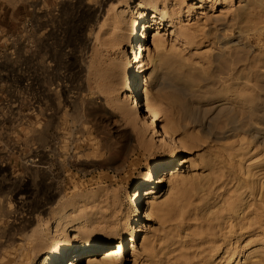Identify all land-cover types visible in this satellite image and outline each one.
I'll use <instances>...</instances> for the list:
<instances>
[{"label":"rangeland","instance_id":"374dc122","mask_svg":"<svg viewBox=\"0 0 264 264\" xmlns=\"http://www.w3.org/2000/svg\"><path fill=\"white\" fill-rule=\"evenodd\" d=\"M2 1L6 29L17 3L29 11L32 42L1 66L28 68L34 89L18 95L25 111L43 98L44 114L0 139V264H54L58 239L108 244L92 264L264 260V0H157L148 10L143 0ZM143 9L147 38L139 28L129 40ZM140 42L138 76L181 160L142 193L146 220L133 233L128 195L153 162L175 156L133 112L128 67Z\"/></svg>","mask_w":264,"mask_h":264},{"label":"bare ground","instance_id":"6f19581e","mask_svg":"<svg viewBox=\"0 0 264 264\" xmlns=\"http://www.w3.org/2000/svg\"><path fill=\"white\" fill-rule=\"evenodd\" d=\"M151 1H157V0H143L140 3L136 4V6L144 7L146 10L149 9L148 3ZM143 9L141 18L138 20H133V22L129 26L130 30V36L129 40L132 39V34L137 33L135 31H138L139 28H141V33L139 36L141 37V41L145 40L147 38V32L149 29V22L146 21L145 19H142V16L147 15V11ZM154 12V11H153ZM137 11H133V14H136ZM155 17V16H154ZM156 47L159 46L157 42H155ZM132 47V45H130ZM137 50L138 52L131 51L133 54V60L130 63L128 67V71H130V88L132 90V103H133V112L136 117L140 116L142 119H147L148 120V126L151 129L152 135H155L160 143L163 144V146H168L166 143L171 144L172 150L175 152L174 158L163 162V161H155L151 164L149 173L147 175L146 180L143 182H140L136 184L133 188L130 194L128 195L127 198V203L134 209L135 212H137L136 217L132 220L134 222L133 226V233H136L138 230L135 228L136 226L140 225L142 222L146 220V212L143 209V206L141 204V199H142V193L147 190L152 188L153 186L157 185L158 182V177L159 175L166 170H171L175 168V166L179 165L180 160H181V150L179 148V145L177 142L173 141L167 134V132L158 126V122L156 120V117L153 114V110L150 108L149 104V88L140 80L139 74L144 73L147 68L143 67L142 69L139 70V65L141 63V59L143 57V48H142V42L137 44ZM253 72H251V75ZM256 72L254 73V79L258 77L255 75ZM248 87L249 90L252 92H255V89L253 87ZM240 101L243 103L242 105H246L247 107H252L255 108L257 105V102L255 100L249 98V97H241ZM44 108L40 109L38 112L42 114ZM144 116V117H143ZM169 147V146H168ZM159 173L158 176L156 174ZM155 196V195H154ZM130 243H134L135 237L130 238ZM108 244H102V243H96V242H90L88 244H83V245H73L69 248H63L61 245L59 239L57 240L56 245L52 249L50 260L54 262V264H73V261H68L69 258H73L75 261L80 260V257L83 254H88V256L85 258L86 264H92L95 261V252L105 249ZM106 258H109L114 254L113 250L105 252ZM107 264V262H103V264ZM44 264V262L42 263ZM259 264H264V260H262Z\"/></svg>","mask_w":264,"mask_h":264},{"label":"built area","instance_id":"2783aa9c","mask_svg":"<svg viewBox=\"0 0 264 264\" xmlns=\"http://www.w3.org/2000/svg\"><path fill=\"white\" fill-rule=\"evenodd\" d=\"M17 1V0H16ZM6 4L0 0V14L3 12ZM31 18H26L20 25V31L11 32L5 27L0 25V139L8 140L10 138H17L20 128L28 129V122L30 121V115L32 112H38L42 107H39V101L43 98H39L31 103L27 111H25L22 105L21 96L18 95V88L20 85L21 91L25 89H34V83L32 82L31 75L27 74L26 69L22 62L17 63V67L14 69H4L2 61L9 59L13 63H16L18 56L16 53L18 44H25L32 42V36L30 37L29 31L32 27ZM31 53V51H30ZM29 53V54H30ZM8 72H15L19 75V79L13 83L6 81L3 76ZM30 73V70H29ZM32 98V97H31ZM26 132L23 133V136Z\"/></svg>","mask_w":264,"mask_h":264},{"label":"crops","instance_id":"0c3cea01","mask_svg":"<svg viewBox=\"0 0 264 264\" xmlns=\"http://www.w3.org/2000/svg\"><path fill=\"white\" fill-rule=\"evenodd\" d=\"M21 3H17L9 12V17H7V19L10 21V19L11 18H13V17H16L18 20H16L13 24H15V25H13V27H11L10 26V29H8L9 31H11V32H18V31H20V25H21V23L23 22V20L24 19H26V18H30V13H29V11H26L27 9H26V7H24V6H21L20 5ZM20 6H21V12H22V14L20 13V14H17V10L20 8Z\"/></svg>","mask_w":264,"mask_h":264}]
</instances>
